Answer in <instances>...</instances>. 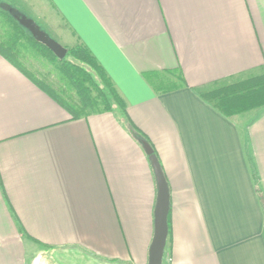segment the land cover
Segmentation results:
<instances>
[{"label": "crops", "instance_id": "obj_1", "mask_svg": "<svg viewBox=\"0 0 264 264\" xmlns=\"http://www.w3.org/2000/svg\"><path fill=\"white\" fill-rule=\"evenodd\" d=\"M4 1L84 47L148 138L163 264H264V107L226 117L203 98L264 71V0ZM156 192L116 115L72 118L0 55V264H148Z\"/></svg>", "mask_w": 264, "mask_h": 264}, {"label": "trees", "instance_id": "obj_2", "mask_svg": "<svg viewBox=\"0 0 264 264\" xmlns=\"http://www.w3.org/2000/svg\"><path fill=\"white\" fill-rule=\"evenodd\" d=\"M18 13V9L12 4L0 1V55L67 110L72 118L99 111L111 112L119 118L137 142L141 144L142 141H147L156 156L148 138L131 122L125 102L91 54L84 47L75 46L66 49V56L58 59L18 23L14 18ZM26 55L50 61L61 80L75 89L78 103L61 99L50 89L47 82L35 79L22 62ZM86 66L93 70V75ZM178 80V84H173L169 89L182 86V79L178 77ZM214 86V89L203 93V98L226 117L264 107V71L233 83L216 82ZM98 105L102 108L98 109ZM168 218L169 212L167 223Z\"/></svg>", "mask_w": 264, "mask_h": 264}, {"label": "water", "instance_id": "obj_3", "mask_svg": "<svg viewBox=\"0 0 264 264\" xmlns=\"http://www.w3.org/2000/svg\"><path fill=\"white\" fill-rule=\"evenodd\" d=\"M14 18L30 32L36 41L45 45L58 59L65 57L67 53L66 48L39 29L30 18L24 15H14ZM141 144L148 156L157 188L154 208V236L149 248L148 264H162L164 247L168 236L169 188L151 146L147 141H142Z\"/></svg>", "mask_w": 264, "mask_h": 264}, {"label": "rangeland", "instance_id": "obj_4", "mask_svg": "<svg viewBox=\"0 0 264 264\" xmlns=\"http://www.w3.org/2000/svg\"><path fill=\"white\" fill-rule=\"evenodd\" d=\"M4 2H6V1H4ZM18 11H19V13L15 14V15H24L27 18L31 19V15L27 10L24 11V10L18 9ZM32 21L36 24V26L39 29H41L43 32H45L48 36L50 33H52L51 30H49V28H46V26H44V24L42 22H40L39 20H32ZM51 38H53V37H51ZM22 62L24 64V66L27 68V70L35 77V79L47 82L48 86L56 94V96L60 97L61 99L65 100L67 102H72V103L76 102V104L78 103V98H77V94H76L75 89L72 88V85H70L66 81L61 80L58 72L54 68V65L50 61H48L47 59L33 58V57H29V55H26L23 58ZM87 70L89 72H91V74L93 75L94 72L92 69H89L87 67ZM242 79H244V78H242ZM242 79H238V80L236 79L234 81H228L226 83H233L236 81H240ZM214 88H215V86L213 85L208 90H212ZM94 94L96 95V93H94ZM98 106H99L98 109L102 108L100 105H98ZM252 110H255V109H252ZM36 259H39V258H36ZM34 262H35V260L32 262V264H34ZM36 264H51V261L48 258V260H41V261L38 260V262ZM162 264H163V259H162Z\"/></svg>", "mask_w": 264, "mask_h": 264}, {"label": "bare ground", "instance_id": "obj_5", "mask_svg": "<svg viewBox=\"0 0 264 264\" xmlns=\"http://www.w3.org/2000/svg\"><path fill=\"white\" fill-rule=\"evenodd\" d=\"M37 263V260L34 262V264H36Z\"/></svg>", "mask_w": 264, "mask_h": 264}]
</instances>
